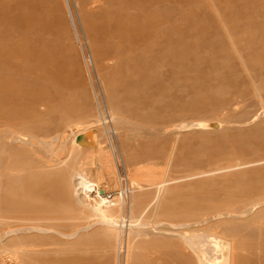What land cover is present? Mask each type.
I'll return each mask as SVG.
<instances>
[{
    "label": "rangeland",
    "instance_id": "1",
    "mask_svg": "<svg viewBox=\"0 0 264 264\" xmlns=\"http://www.w3.org/2000/svg\"><path fill=\"white\" fill-rule=\"evenodd\" d=\"M82 179L112 204L144 186L109 213L145 227L143 264H217L216 238L264 264V0H0V234L86 224L59 211ZM91 233L7 236L0 264H118L117 233Z\"/></svg>",
    "mask_w": 264,
    "mask_h": 264
},
{
    "label": "bare ground",
    "instance_id": "2",
    "mask_svg": "<svg viewBox=\"0 0 264 264\" xmlns=\"http://www.w3.org/2000/svg\"><path fill=\"white\" fill-rule=\"evenodd\" d=\"M72 15L73 14H71V19H72V23L75 27L74 18ZM197 127H198V125H197ZM12 139H13L12 141H14L15 143H19L21 145H27V146H36L35 143H37V141H38L42 146H44V148H46V150L47 149H53V147H54L53 143H51L50 141L38 139L34 134H31V133L30 134L25 133V134H22L21 136L13 137ZM87 141H88V139H87ZM109 142H111V141H109ZM40 144H39V146H40ZM85 145H84V147H85ZM143 187L144 186H142L138 182L131 181L130 186L126 187V189L122 188V192H121L120 196L118 197V203L112 204V202L107 201L103 197V195H102L103 191H101L98 184H92L90 181H87L85 179H82L81 181H78L77 183L75 181H73V185L71 188H65L64 190H61L62 198L64 200V203H63L64 205L62 207H60L59 211L61 213H66L68 211H71L70 209L67 208L68 205H70L71 208H74L76 211H78V215H80V216L77 215L78 217L81 218L82 215H85V218L87 219L86 224L81 225L76 230L74 229V231L71 233L63 232V231L53 227V225L52 226L51 225L43 226V225H39V224L38 225L32 224V225L20 227L18 229H15V230H12L9 232L6 231L7 233L0 234V243H2L3 239L7 236H9V237L12 236V237H15L18 239L22 235H32V234H36V233L37 234H47V233H51L52 231L53 232L55 231L56 234L63 236V238H65L67 240H76V239L79 240L83 237L90 236L92 234L91 231L95 227H100V228L102 227V228H106L107 230L110 229V230L115 231L117 233V236H118V248H117L118 261L117 262H118V264H121V261H122L121 260V253L123 251H125V262H123V263H125V264H143L142 262L145 261L144 260L145 257L143 254H141V255L137 254L138 251H137V247L135 246L134 242L138 238L146 235V231L143 229L145 227H142L140 224L135 223V222H131L129 224H126V223L124 224V223L120 222L119 219H112V217H109V213H110V210L112 208H116L121 213H123L124 208L127 206V201L130 200V195H132L136 190H138V191L144 190ZM165 187H166L165 184H162V186H159L157 194H156L155 198L153 199V202L155 205V211H157L158 209H160L162 207L161 204H162V201L164 198ZM128 206H129L128 209L130 208L131 211L136 210V207L138 206L137 200L134 199L132 201H129ZM49 213H51V212H49ZM226 215L230 216L232 218L235 217V215H228V213L225 214V216ZM49 219L55 220L57 218L51 217ZM60 219H63V218L60 217ZM121 220H122V218H121ZM160 225H162V224H160ZM172 225H175V224H172ZM172 225H170V226H172ZM167 226H169V225L167 224ZM177 227H179V226H177ZM164 229H165V227H164ZM8 230H11V229H8ZM124 234L127 235V242H126V249L125 250H123V242H122V237L124 236ZM173 235H177L179 237H182L185 240V244L188 247L196 249V245H195L194 241L192 239L186 237V235L183 232H181L180 230L178 231V229H177L176 234H173ZM211 252L213 253V258H215V261L217 264H232V256H233V243H232V241H230L226 238L214 239V244L211 248ZM135 259H137L138 261H136L135 263L132 262Z\"/></svg>",
    "mask_w": 264,
    "mask_h": 264
},
{
    "label": "water",
    "instance_id": "3",
    "mask_svg": "<svg viewBox=\"0 0 264 264\" xmlns=\"http://www.w3.org/2000/svg\"><path fill=\"white\" fill-rule=\"evenodd\" d=\"M76 142L78 144H81L82 143V137L81 136H78L77 139H76Z\"/></svg>",
    "mask_w": 264,
    "mask_h": 264
}]
</instances>
